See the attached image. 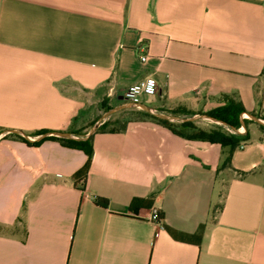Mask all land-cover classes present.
Here are the masks:
<instances>
[{"label":"crops","instance_id":"0c3cea01","mask_svg":"<svg viewBox=\"0 0 264 264\" xmlns=\"http://www.w3.org/2000/svg\"><path fill=\"white\" fill-rule=\"evenodd\" d=\"M148 76L157 111L227 95L264 115V0H0V264H264L262 124L227 165L228 146L150 119L97 131L112 115L81 91L117 105ZM93 128L84 177V150L6 137ZM201 225L200 244L169 230Z\"/></svg>","mask_w":264,"mask_h":264},{"label":"trees","instance_id":"16d2710c","mask_svg":"<svg viewBox=\"0 0 264 264\" xmlns=\"http://www.w3.org/2000/svg\"><path fill=\"white\" fill-rule=\"evenodd\" d=\"M110 109V107L108 108ZM246 109L244 105L240 102L237 101L236 99L224 95L222 102L214 107L213 109L207 110V111H196L190 108H187L185 106H178L176 108H173L169 110L168 112L175 113V114H181V115H194V114H208L209 116H212L214 118L220 119L225 121L226 123L229 124V126L232 127H237L239 128L241 126V114L245 112ZM137 118L138 120H153L156 121L163 126L167 127L170 129L173 133L178 134L182 137H185L187 139H201V140H206L211 143H217L222 146H228L230 148V152L228 156L226 157V160L224 162V165L230 164L231 161V154L232 151L240 145L241 142L247 140L250 138L249 133L245 134H239L235 132H231L226 127L217 125L213 128L210 129H204V128H199L196 125H193L191 122H183L180 125L175 124L167 119H162L159 118L145 110H140L137 111ZM262 118L264 119V115H262ZM246 123H250L251 120L248 118L244 119ZM262 128H264L263 125H260ZM127 127V121L121 122L118 118H115L114 115H112L109 119L104 121L97 129L98 132H118L121 130L126 129ZM187 129V130H185ZM2 130L0 129V132ZM48 132H52L51 130L47 129H40L35 132V135L39 134H45ZM7 136H17L21 138L22 140L31 143L33 145H39L41 142L47 139H54V140H59L63 144L82 149L85 151V153L88 155L87 161L84 164V166L77 172L78 177H84L86 176L88 169L91 164L92 160V155H93V136H89L86 139H74V138H63L55 135H49L40 138L39 140L36 141H29L27 140L24 136L15 134V133H9ZM105 204L106 202L103 201ZM170 232L175 238L185 240L188 242H193L196 244H200L202 242V237H203V230H204V225H201L198 229L197 232L189 234V233H183V232H177L173 229H170Z\"/></svg>","mask_w":264,"mask_h":264},{"label":"rangeland","instance_id":"374dc122","mask_svg":"<svg viewBox=\"0 0 264 264\" xmlns=\"http://www.w3.org/2000/svg\"><path fill=\"white\" fill-rule=\"evenodd\" d=\"M81 94L83 96H85L86 98L90 99V100H88L91 103V106H90V109H89V113L92 115L93 111L96 110V113H97L96 117H98V118L101 116V113L104 111V109L106 110L109 107L111 109L113 107H116V106H119V105L123 104V103H119L117 105H105V106H102V104H105L104 103L105 100L103 99V96L100 93L97 92L95 95H92V94H87V93L81 91ZM145 99L146 98H144L143 101H145ZM101 107H102V109H101ZM213 108H211V109H213ZM110 109H108V110H110ZM108 110H106L105 112H107ZM140 110H144V109H142L140 107H135V106H127V107H122V108L118 109L112 115H114L115 118H118L121 122H125L129 118H137V116H138L137 115V111H140ZM145 111H147V110H145ZM155 111H157V110L154 109L153 112H151V111H147V112L155 115L154 114ZM157 112H160V111H157ZM167 114L177 117V118H174L172 120H169V119H167V120H169V121H171V122H173L175 124H178V125H180L183 122H191V123H193V125H196L197 127L204 128V129H210V128L215 127V126H212V125H220V126L226 127V129H228L231 132L237 133L231 126L224 125V124H222L220 122L213 121L212 119H210L208 117H199V118L189 119V117H191L192 115L191 116H189V115H185L184 116V115H181V114H175V113H171V112H168ZM202 114H205V113H202ZM252 114H254L258 118L263 119L262 115L259 112L252 113ZM178 117H180V118H178ZM240 118H241V126L239 128H237V127H234V128L242 129V131H244V132L247 129L248 125H250V124H253V125L260 124L252 116H250V115H248L246 113L241 114ZM245 118L250 119L251 122L250 123H246L245 120H244ZM244 125L246 126V129L244 128ZM185 130H187V129H185Z\"/></svg>","mask_w":264,"mask_h":264},{"label":"built area","instance_id":"2783aa9c","mask_svg":"<svg viewBox=\"0 0 264 264\" xmlns=\"http://www.w3.org/2000/svg\"><path fill=\"white\" fill-rule=\"evenodd\" d=\"M147 56V53L143 54L141 56V60L145 61L147 59ZM157 91L158 83L156 77L148 76L145 79L130 85L123 94L122 100L124 101L123 103L135 105L137 103L144 102V98L155 96L157 94ZM80 181L81 186L85 187L86 181L84 180V178H82ZM151 218L154 221H160V212L158 209H153Z\"/></svg>","mask_w":264,"mask_h":264},{"label":"water","instance_id":"95a60500","mask_svg":"<svg viewBox=\"0 0 264 264\" xmlns=\"http://www.w3.org/2000/svg\"><path fill=\"white\" fill-rule=\"evenodd\" d=\"M127 106H135V107H140L144 110H147V111H151L153 112V108L148 105L147 103L145 102H141V103H137L135 105L133 104H129V103H123L122 105H119V106H116V107H113L111 108L110 110H108L104 115L103 117L101 118L100 121H102L103 119L109 117L110 115H112L115 111H117L118 109L122 108V107H127ZM243 113H246L250 116H252L257 122H259L260 124L264 125V119H261V118H258L256 117L254 114H252L251 112H248V111H245ZM242 113V114H243ZM154 114L159 117V118H162V119H169V120H172L174 118H177L175 116H172V115H169L167 113H164V112H157L155 111ZM199 117H208L210 119H212L213 121H216V122H220L224 125H229L228 123H226L225 121L223 120H220V119H217V118H214L212 116H209L208 114H194L192 115L191 117H189V119H194V118H199ZM180 118V117H178ZM232 127V126H231ZM237 133H244V131H242L241 129H236L234 127H232ZM244 128L246 129V126L244 125ZM94 131V128L88 133L87 137H84V138H81V139H86L90 136V134ZM9 132H15V133H19L21 135H23L24 137L30 139V137L28 135H26L25 133H23L22 131L20 130H10ZM56 135V136H60V137H68L69 136V133L67 132H62V131H52V132H48V133H45L44 136H47V135Z\"/></svg>","mask_w":264,"mask_h":264}]
</instances>
